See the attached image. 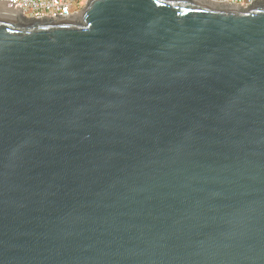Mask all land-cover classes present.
I'll use <instances>...</instances> for the list:
<instances>
[{"label":"water","instance_id":"1","mask_svg":"<svg viewBox=\"0 0 264 264\" xmlns=\"http://www.w3.org/2000/svg\"><path fill=\"white\" fill-rule=\"evenodd\" d=\"M0 264H264V0H0Z\"/></svg>","mask_w":264,"mask_h":264},{"label":"built area","instance_id":"2","mask_svg":"<svg viewBox=\"0 0 264 264\" xmlns=\"http://www.w3.org/2000/svg\"><path fill=\"white\" fill-rule=\"evenodd\" d=\"M30 17H69L78 13L87 0H1ZM246 6L255 0H222Z\"/></svg>","mask_w":264,"mask_h":264}]
</instances>
